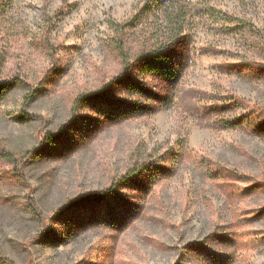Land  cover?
<instances>
[{
  "label": "rangeland",
  "instance_id": "374dc122",
  "mask_svg": "<svg viewBox=\"0 0 264 264\" xmlns=\"http://www.w3.org/2000/svg\"><path fill=\"white\" fill-rule=\"evenodd\" d=\"M180 17L176 78L127 86L113 39L153 49ZM0 58V149L41 147L0 155V264H264V0H0Z\"/></svg>",
  "mask_w": 264,
  "mask_h": 264
},
{
  "label": "trees",
  "instance_id": "16d2710c",
  "mask_svg": "<svg viewBox=\"0 0 264 264\" xmlns=\"http://www.w3.org/2000/svg\"><path fill=\"white\" fill-rule=\"evenodd\" d=\"M182 17L179 18V20L173 19V23H176L177 26H174L170 32L165 36L164 41L159 42L157 45L153 47V49H148V50H143V51H138L135 53H131L130 49L125 47L124 41L122 37L118 36L113 39L114 42V49L117 52V54L120 57L121 60V70L119 71L120 77H123L122 79L125 80L127 83V86L134 87L141 91V87L137 85L135 81L132 82L130 79H128V74L130 73L131 70L135 67V65H138L139 69L141 72L146 73V74H154L160 77H164L166 79H175L177 74H178V67H177V52L174 49V45L179 42V38L182 32V29L180 27ZM122 25H114L115 30L117 33H122L123 28L121 29ZM55 67V65H54ZM54 67L52 69H54ZM1 69H2V60L0 58V101L3 100L8 91L12 86L17 83L16 77L11 78V79H5L1 78ZM126 78V79H125ZM111 83H116V79L112 78ZM32 91V90H31ZM32 94L29 93L26 95V98L29 99ZM80 97L83 100H97V101H105L108 104L112 105L114 104V101L112 99L106 98V94L101 95L98 97L97 95H92V94H81ZM229 102L233 104H241V105H249V100H246L244 98L240 97H234L232 96L231 99H229ZM115 109V110H114ZM254 109L259 112L258 115V120L256 123V128L259 131L264 130V109L258 107L257 105L254 106ZM128 110H120V112H117L115 107H112L109 109V115L111 118H121L122 114H128ZM239 124V121L237 119H225V121L221 122V126L223 128H231L235 127ZM45 138H48L45 137ZM50 138V137H49ZM39 149L41 150V147L38 148L37 150H30L26 154L21 157V159H18L16 156H14L12 153L5 151L3 149H0V155L1 157L6 160L13 169L15 170L16 173H19V167L22 165V161L26 158H29L30 155L34 152V154L39 152ZM37 151V152H35ZM153 166V161L150 160H145L142 161L139 164H136L133 168L128 169L125 174L121 177V180H137L140 178L143 174V172L151 168ZM223 172L227 176H243L244 178H251L250 175H245L242 173H239L238 171L234 169H228V168H222ZM260 184H264V182H261ZM107 195L113 196V198L116 200L117 203L122 202V198L119 197L118 195H114V190H113V185L110 184L107 188L101 190L99 193L94 194V195H86L83 199L79 200L78 204L79 205H84V204H98L103 202ZM27 208L29 209L31 215L34 217L38 218L40 217L38 209L34 203L33 198H28L27 199ZM108 217L110 218L112 223H119V218L116 217L113 209H109L108 211ZM218 258L225 260L224 256H212L211 261L215 262L218 260Z\"/></svg>",
  "mask_w": 264,
  "mask_h": 264
}]
</instances>
